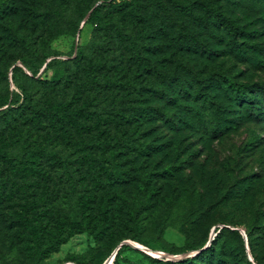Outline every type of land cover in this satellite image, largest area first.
<instances>
[{"label": "rangeland", "instance_id": "1", "mask_svg": "<svg viewBox=\"0 0 264 264\" xmlns=\"http://www.w3.org/2000/svg\"><path fill=\"white\" fill-rule=\"evenodd\" d=\"M109 1L0 0V100L7 98L10 103L20 98L21 102L23 94L13 83L12 71L17 67L32 76L23 57L41 60L43 55L54 54L46 56L34 76L41 79L50 78L51 70L45 67L51 60L76 54L79 59L80 52L92 56V51L96 55L104 51V60L115 58L107 65H113L122 78L136 69L144 74V62L133 65L134 51L107 31L112 24L135 37L144 59L149 55L146 49L155 50L161 42L168 46L157 49L153 59L159 61L165 50L180 46L204 52H189L158 67L163 74L175 72L180 89L194 86L189 95L180 90L185 97L180 100V112L184 110L193 126L180 132V148L173 154L163 156V152L147 163L131 162L134 157L129 155L121 158L122 170L136 177L138 186L129 190L128 209L116 218V224L128 229L112 238L104 239L99 229L88 228L93 216L83 204L82 193L88 190L83 174L56 170L50 155L46 158L52 163L36 166L33 174L20 175L0 161V177L15 188L7 200L0 198V264H77L67 261L68 256L107 264L122 245L131 249L119 255L117 250L110 264H164L166 257L161 253L175 256L166 258L172 261L190 257L194 264H264V95L248 92L257 104L235 101V90L241 85H264V0H118L112 5ZM123 1L131 6L119 9ZM95 8L101 20L98 26L105 31L89 19ZM216 13L231 23L216 19ZM160 24L164 31H156ZM232 27L246 33L238 35L235 44L228 43ZM209 48L218 51L205 58ZM89 62L93 64L92 59ZM225 78L233 82L228 88ZM142 85L151 83L145 80ZM24 87L30 97L37 99L41 94L42 104L50 105L37 83L25 82ZM49 114L46 125L39 126L41 132L29 124L27 116L20 122L17 114L8 121L0 118V152L13 157L22 144L45 143L53 153L60 152V159L70 162L71 158L63 156L68 152L64 148L67 137L49 126ZM199 114L205 123L199 121ZM24 120L26 126L21 123ZM215 121L223 125L217 135L211 126ZM166 130L161 132L164 138L169 134ZM171 172L179 176L174 178L180 186L177 190L170 183ZM18 214L21 226L17 228ZM252 226L261 227L263 233L255 229L248 237ZM213 239L211 248L201 254ZM55 242L60 243L56 251L47 254V244Z\"/></svg>", "mask_w": 264, "mask_h": 264}, {"label": "trees", "instance_id": "2", "mask_svg": "<svg viewBox=\"0 0 264 264\" xmlns=\"http://www.w3.org/2000/svg\"><path fill=\"white\" fill-rule=\"evenodd\" d=\"M103 1L105 3L107 0ZM115 1L118 0H110L108 3L112 5V3H116ZM123 6L129 7L131 2L123 1L118 8L120 9ZM184 7H188V5ZM97 11L98 8H95L89 18L95 26L101 24ZM214 17L219 20L222 19L217 13ZM222 21L230 22V20L225 19H222ZM147 22H149L148 19H146V24H148ZM150 22H152L151 19ZM159 22L163 24L162 19H159ZM162 24L156 27V31L158 29L164 31V25L162 26ZM98 29H101V31L106 30L101 28V25L100 27L98 26ZM107 31L116 38L124 40L127 48L134 51L135 61L133 65L141 61L144 62V74H138L136 69L133 70V73L134 71L137 73L128 74L126 78H122L119 73L115 74L113 65H107L108 63H113L115 58L106 56L104 60V51H98L97 55L92 51V56L88 55L89 53L83 54L80 52L79 59V54H76L75 57L62 61L51 60L45 67V69L50 68L51 70L50 78L41 79L40 77L34 78V76L42 67L46 56L54 54L43 55V60L36 57H23L21 60L30 70L32 76H28L17 67L12 71L13 83L23 94L21 102L19 101L20 98L17 99L18 101L10 103L7 98L0 100V107L8 105L4 110L0 111L1 119L8 121L9 116L12 117L13 114H17V122H20L23 116H27L29 124L36 126L38 132H41L39 126L46 125L47 112L50 111L48 116L49 126H54V132L57 135L62 134L63 138L67 137L66 147L64 148L68 152H64L63 156L71 158L70 162L63 158L60 159V152L53 153L52 150L45 146V143H41L38 146L30 142L22 144L20 152L13 157L6 156L0 152V161L10 165L20 175L26 172L33 174L36 171V166H45L50 161L52 163V159L46 158L50 155L55 158L53 166L57 165L55 167L56 170L71 172V175L78 172L83 174L88 188L87 192L82 193L84 194L83 204L89 211L90 216H93L88 228L92 230L99 229L98 232H101L104 239L125 233L126 229H128L116 224V218L117 215L121 216L128 209L125 206V202L132 194L129 190L133 186L135 189L138 186L137 178L129 171L124 172L122 170L121 158L129 155L134 157L130 160L131 162L138 160L147 163L151 157L160 155L163 152L165 153L163 156L173 154L174 149L179 150L180 148V132L186 126H193L189 117L183 112L184 110L180 112V106L183 105L180 104V100H185V97L180 95V90L189 95V93L194 91V86L190 85L185 87V89L182 87L180 89V81H175V72H171L168 75L163 74L161 72L162 69H158V67H165L167 60L178 59L190 53L194 55L195 52L198 54L204 53L200 50L188 49V46H180V48H176V50L171 52L168 49L165 50L162 53L163 60L159 61L157 58L153 59V56L157 54V49L168 46L161 42L156 43L160 44V46H156L155 50L154 48L151 50L146 49L149 50V55L148 58L144 59L140 55L139 46H137L133 35L120 32L119 27L112 24L108 25ZM229 31V44H235L238 35H246L240 27L229 28ZM255 47L257 46L255 45ZM207 51H209V56L204 55V57L211 58L218 50L209 48ZM72 52L73 47L71 55L73 54ZM28 57L30 56L28 55ZM99 58H102V60H99ZM90 59H92L93 64L89 62ZM131 67L134 68L133 66ZM179 67L180 63L177 64L176 68L178 69ZM145 80L151 85H146V87L142 85ZM226 80V87L228 88L233 82L225 78L224 81ZM155 81L160 83V87L158 84L156 86L153 85ZM25 82L37 83L39 87H42V92L44 93L42 95L49 98L50 105L42 104L41 94L37 99L30 97L24 87ZM208 85L204 84L203 87ZM208 87L211 88L210 85ZM240 87L239 90H235L236 103L249 105L252 104L253 100L257 104V101L251 98L248 92L256 90L257 93L264 95V85L262 84L241 85ZM153 102L158 103L160 107L154 106ZM185 105L188 106V104ZM180 115L184 118L181 122ZM198 116L199 121L205 123V118L200 114ZM25 121L21 122L23 126H26ZM212 121L210 117L209 122ZM211 126H214L213 135L222 132L220 126L223 125L221 122L215 121ZM166 129L169 130V134L168 137L164 138L161 132L167 131ZM164 139L166 141H162ZM24 140L28 141L27 138H24ZM57 142L59 143V140ZM61 143L63 144V139ZM177 174L179 173L177 172ZM33 176L35 179L37 178L35 175ZM3 177H0V198L7 200L11 194L13 195L15 188L14 186L9 187L7 180H3ZM170 177V183H173V187L176 190L179 189L180 186H177L178 181L174 179L179 176L171 172ZM17 217V222L19 223L20 215L18 214ZM95 219H98V221L93 223ZM221 223L227 225L224 222ZM19 226H21L20 223L15 225L17 228ZM29 226L35 231L32 225ZM255 229H259L258 233H263L261 227L252 226L249 230L250 232H248V237L251 235V231H255ZM219 230V228L216 229V231ZM129 238L132 241L139 242L137 236ZM214 242L215 239L200 253L203 254L210 249ZM59 244V242L47 244L46 253L49 254L56 251ZM130 249L128 245H122L118 249L117 255ZM163 259L166 260L164 264H194L193 258L190 257L179 261ZM66 260L77 264H92L75 256H68ZM247 264L254 263L247 262Z\"/></svg>", "mask_w": 264, "mask_h": 264}, {"label": "water", "instance_id": "3", "mask_svg": "<svg viewBox=\"0 0 264 264\" xmlns=\"http://www.w3.org/2000/svg\"><path fill=\"white\" fill-rule=\"evenodd\" d=\"M118 248L114 251L112 257L110 258V260L107 262V264H110L111 260L113 259L115 253L117 252ZM162 256L168 258V259H171V258H175V256L173 255H170V254H167V253H161Z\"/></svg>", "mask_w": 264, "mask_h": 264}]
</instances>
